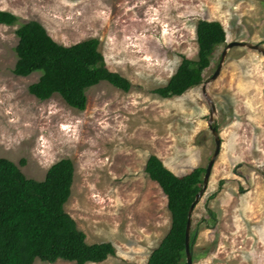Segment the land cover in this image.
<instances>
[{"label":"rangeland","instance_id":"1","mask_svg":"<svg viewBox=\"0 0 264 264\" xmlns=\"http://www.w3.org/2000/svg\"><path fill=\"white\" fill-rule=\"evenodd\" d=\"M0 10L18 17L0 24V157L35 180L71 159L64 210L87 243L115 248L86 264H144L170 225L166 196L144 171L147 158L156 155L181 175L206 167L215 147L203 82L171 98L151 90L167 82L182 56L196 58L198 20L219 21L225 31L203 81L227 43L264 48V0H0ZM30 20L65 46L96 38L105 66L130 81L129 91L100 82L86 90L82 111L57 94L43 101L29 94L40 72L16 76L12 68L15 29ZM206 90L221 146L191 214V230L198 226L191 264H264V55L230 48Z\"/></svg>","mask_w":264,"mask_h":264},{"label":"trees","instance_id":"2","mask_svg":"<svg viewBox=\"0 0 264 264\" xmlns=\"http://www.w3.org/2000/svg\"><path fill=\"white\" fill-rule=\"evenodd\" d=\"M18 17L0 10V24L14 25ZM16 61L12 73L27 76L40 72L27 86L38 100L59 95L71 108L86 107V90L100 82L129 91L130 81L105 66L98 40L88 38L65 46L54 41L41 23L30 20L16 29ZM196 58L185 56L167 82L151 92L161 98L183 94L203 82L216 48L225 42L219 21L198 20L195 28ZM215 128L216 125L214 124ZM20 165L25 161L20 160ZM144 171L166 196L170 225L144 264H186L184 233L187 212L200 190L205 167L197 166L177 175L164 166L156 155H149ZM74 166L69 158L51 164L42 180L26 177L13 161L0 157V264H33L35 260L74 264L99 263L114 255L109 241L87 243L85 234L64 210L73 182ZM214 213L209 218L214 221ZM198 226L189 234L192 260Z\"/></svg>","mask_w":264,"mask_h":264},{"label":"water","instance_id":"3","mask_svg":"<svg viewBox=\"0 0 264 264\" xmlns=\"http://www.w3.org/2000/svg\"><path fill=\"white\" fill-rule=\"evenodd\" d=\"M235 46H239V47H247L249 49H253L256 50L258 52H260L262 55H264V48L262 46H260L259 44H254L251 42H247V41H231L229 43H227L225 45V48L223 49L221 56H220V60L218 62V65L215 69V71L213 72V74L205 81H203L202 83V94L206 100V102L209 104V115H208V119H207V126L213 136L214 139V151L205 167V172L203 175V179H202V185L200 190L196 193L195 198L193 200V202L191 203L188 212H187V221H186V227H185V233H184V243H185V255H186V264H191L192 263V256H191V252H190V247H189V234H190V226H191V214L193 212V209L195 207V205L197 204V202L199 201V199L201 198L202 194L204 193V191L207 188V184H208V180H209V176L211 173V169L212 166L214 164V161L219 153L220 150V146H221V138L218 134L217 129L214 126V114L216 113V109L214 106V102L212 100V98L209 96V94L207 93L206 90V84L208 82L213 81L219 74L222 64L224 62L225 56L227 54V51Z\"/></svg>","mask_w":264,"mask_h":264}]
</instances>
